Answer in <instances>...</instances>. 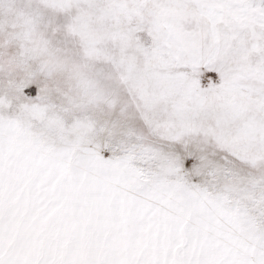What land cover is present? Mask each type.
I'll list each match as a JSON object with an SVG mask.
<instances>
[{"label": "snow or ice", "instance_id": "6c2138e0", "mask_svg": "<svg viewBox=\"0 0 264 264\" xmlns=\"http://www.w3.org/2000/svg\"><path fill=\"white\" fill-rule=\"evenodd\" d=\"M0 264H264V0H0Z\"/></svg>", "mask_w": 264, "mask_h": 264}]
</instances>
